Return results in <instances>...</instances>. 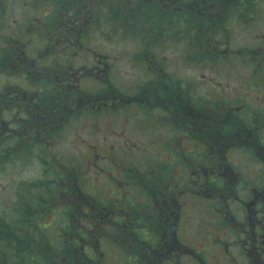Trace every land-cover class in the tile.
<instances>
[{"label": "flooded vegetation", "instance_id": "af4514ba", "mask_svg": "<svg viewBox=\"0 0 264 264\" xmlns=\"http://www.w3.org/2000/svg\"><path fill=\"white\" fill-rule=\"evenodd\" d=\"M18 2L43 14L10 20L0 0V141L57 159L50 144L76 121L96 142L72 160L84 199L63 193L81 216L63 233L74 249L82 235L72 262L110 264L104 241L123 264H264V0ZM149 164L157 181L132 176Z\"/></svg>", "mask_w": 264, "mask_h": 264}, {"label": "rangeland", "instance_id": "374dc122", "mask_svg": "<svg viewBox=\"0 0 264 264\" xmlns=\"http://www.w3.org/2000/svg\"><path fill=\"white\" fill-rule=\"evenodd\" d=\"M19 0H11L10 7L12 8V16L10 17V20H13V18L17 19L20 22H23L24 20H27L28 17H32L31 22H35L34 20H37L40 18V16L43 14L42 11H37L35 13H28V14H23L21 11L16 10V8L21 5V3L18 2ZM6 16V15H5ZM247 38V37H246ZM245 38V43H247V39ZM251 44V43H249ZM170 54H174V52L171 51H165V55L170 57ZM171 58V57H170ZM126 71L125 68L123 67L121 69V72ZM182 75V73H181ZM220 75L215 74L214 79L218 81ZM12 78H7L4 76H0V88L5 86L7 83H11L12 81L10 80ZM3 119L8 121V117L3 116ZM3 122V120L1 121ZM2 126V125H1ZM2 128L5 130L6 128L2 126ZM78 131L81 135L77 134L75 135V132ZM87 132L81 133L79 129L77 128V123L76 121H71L70 125L68 126V131H65L62 135H60L59 138H57L56 141H54L52 144H50L52 153H54L57 157V161L60 163H63L64 165H68L67 171L65 173V176L68 174H73L75 172L76 174V169L73 171V165L74 164L72 161L73 158H76L78 164L81 163L80 161L84 159V154L87 153L86 146L87 145H94L96 142H94L92 139H90L87 135ZM74 135V136H73ZM88 137L89 139H87ZM113 141H117L115 139H112ZM83 141V142H82ZM132 141H142V139H132ZM131 140L128 143L132 142ZM154 144L152 145V143ZM237 142V141H235ZM16 143L9 141V139H5L4 141H0V210L3 212H10L13 211V207L16 206L14 205L17 201V199H21V197L25 196V199L31 201V199L34 200V204L36 201H38L41 205L46 206L44 201L40 194L43 195L44 192L41 191H36L38 186L41 188H45L44 182H39V185L37 184L36 181L41 180V177H43L42 170L44 168V165L42 164V160L38 159L37 155H41L40 153H33V151L28 150L30 148V145L26 143L25 141H20V145L18 148H16L14 145ZM107 145H111L110 141H107ZM158 142L156 141H150L147 143V148L144 149V152L148 155H151L152 158H159L160 155L162 154V151L160 149V146L158 147ZM183 147L185 146L188 148V144L182 143ZM53 146V147H52ZM49 152V153H50ZM144 153V154H145ZM44 155L43 158L45 159V162L48 167L49 165L48 159H52L51 156ZM86 155V154H85ZM162 156V155H161ZM78 158V159H77ZM240 161V160H239ZM55 161H53L54 163ZM56 164H58L56 162ZM55 164V165H56ZM58 167V166H57ZM51 168V167H50ZM61 169V168H59ZM84 169V168H83ZM97 168L95 167L93 170V173L88 174V179L89 181H93L95 184H97L100 187V190L104 191L105 193L109 192V187L107 186L108 181H110L109 177V172L105 170L106 173H102L96 170ZM81 170V168H80ZM46 171V170H45ZM108 173V174H107ZM45 178L48 177L47 174L44 176ZM70 182L71 184L73 183V188L76 189V200H82L84 199L83 195L81 196L78 194L77 189L81 188L82 192L85 191V188H83V185L81 184V181L74 182L72 178L70 177ZM36 180V181H35ZM34 181V182H33ZM66 180H64L65 182ZM99 182V183H98ZM31 184H37L34 188L31 189ZM67 185V184H65ZM86 187V186H84ZM63 186L60 187V191H63ZM80 190V189H79ZM75 192V191H74ZM39 197V198H37ZM57 206V210L59 211V215H54L53 212L47 213V215L40 219L41 223L44 225L46 223L50 224L46 231V238L53 244L57 246V249H60V244L61 240L60 236L57 234L56 231L59 230L60 233H63L65 230H67L66 227V222L68 219H71L72 224H76V218L79 220L81 219V216H76L74 217L75 213V208L74 207H60ZM74 210V211H72ZM181 213L184 216V220L188 221L189 225L193 226V229L197 228V239H194V243H200L201 240L198 239V237H202V232H199L201 230V225L197 224L198 223V216L197 212L194 210V207L186 206L185 209L181 211ZM77 229L80 228L81 232H84L83 227H76ZM76 236L77 242L76 244L79 245L81 244V238L82 235L80 234L73 235ZM66 240L68 241L72 238H69V236L65 235ZM190 237L189 239H191ZM65 243V242H64ZM69 247L73 248V244L67 243ZM99 248L104 252V254L101 256L103 259L107 262H110V264H123L126 260L127 252H122V250L116 249L112 247L111 245L105 243L104 241L101 243ZM78 249L71 250V251H77ZM58 260L65 261V259L62 260V257H58Z\"/></svg>", "mask_w": 264, "mask_h": 264}, {"label": "trees", "instance_id": "16d2710c", "mask_svg": "<svg viewBox=\"0 0 264 264\" xmlns=\"http://www.w3.org/2000/svg\"><path fill=\"white\" fill-rule=\"evenodd\" d=\"M37 158L43 161L44 168L42 170L43 177H41V180L35 181L38 185L39 182H44L45 186L43 187L45 188L38 186L36 191H46L43 195L41 193L40 196L44 200L42 202L47 204V207L41 205L38 201L34 204L33 199L29 201L24 196L19 200L17 199L13 211L3 212L0 210V264H66L64 261L61 262L58 260V257H62V260H66L68 257L67 264H74L72 262L73 260H71L74 254L70 252H73L71 250H75L78 245L76 244L75 249L71 248L66 250L68 245L64 243L66 241L64 232L60 233L58 230L56 232L62 240L60 249H57V246L51 243L45 235V230L51 223L43 225L40 219L44 218L51 211L54 215H59L57 206H59L58 208L66 207L68 197L65 198L63 193L67 185L71 186L70 177L73 181L79 180L77 178V171L80 166L71 164L74 166L73 171L76 169V174L74 172L73 174L65 176L68 165L60 163L57 161L58 159L52 156L51 160L48 159L49 165H51L50 168L45 162L46 158H43V156H38ZM53 161L55 162L53 163ZM151 165L153 167H149L148 169H152L153 171L136 173L132 176L140 178L141 181H157V177H159L157 174V166L159 165L149 164V166ZM45 174L48 175L47 178L44 177ZM134 178L132 177L133 181L136 180ZM64 180L66 181L64 182ZM37 184H31V189ZM61 186H63V191H60Z\"/></svg>", "mask_w": 264, "mask_h": 264}]
</instances>
